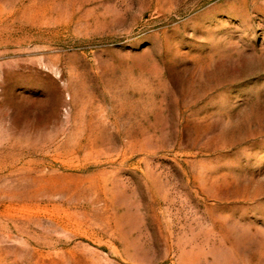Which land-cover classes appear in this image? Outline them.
Returning <instances> with one entry per match:
<instances>
[{
	"label": "rangeland",
	"instance_id": "374dc122",
	"mask_svg": "<svg viewBox=\"0 0 264 264\" xmlns=\"http://www.w3.org/2000/svg\"><path fill=\"white\" fill-rule=\"evenodd\" d=\"M0 264H264V0H0Z\"/></svg>",
	"mask_w": 264,
	"mask_h": 264
}]
</instances>
